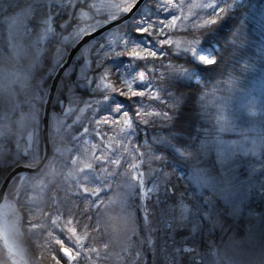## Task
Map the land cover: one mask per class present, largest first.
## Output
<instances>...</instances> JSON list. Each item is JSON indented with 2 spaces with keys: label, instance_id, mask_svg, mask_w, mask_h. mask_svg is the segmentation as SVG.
<instances>
[{
  "label": "snow or ice",
  "instance_id": "obj_1",
  "mask_svg": "<svg viewBox=\"0 0 264 264\" xmlns=\"http://www.w3.org/2000/svg\"><path fill=\"white\" fill-rule=\"evenodd\" d=\"M140 3L0 0V197L4 201L0 204V264H43L49 255L55 264H148L145 244L152 249L151 264H193L195 257L185 254L200 253L195 246L181 244L196 245L197 236H211L217 226L225 231L221 221L229 208L237 216L249 207L246 200L254 197L252 177L242 180L234 165L240 164L241 154L251 155L262 160L264 170V119L259 129L249 125L239 132L242 139L230 144L217 135L212 142L198 146L202 132L211 135L212 130L201 126L192 130L206 117L197 101H203L210 85L215 92L226 83L229 93L238 94L219 98L214 125L219 132H235L239 112L255 117L259 111L264 117V105L258 106L251 92L236 88L238 74L254 67L245 60V28L242 31L236 23L226 39L223 32L215 30L233 8L247 6L237 0H154L158 15L133 21L138 25L133 31L142 43L123 36L96 40L98 34L117 28L123 17L132 19ZM260 22L264 25V12ZM176 33L181 38L177 39ZM86 36L93 39L68 68L73 74L78 68L85 73L87 62L80 65L85 60L84 49H88L95 53L93 74L72 79L65 69L68 51ZM52 43L60 45L58 59L47 76L34 84V70L44 62L41 49ZM260 58L264 59V48ZM61 69L65 74L59 77L53 96L49 81L56 79ZM261 82L264 84V76ZM66 93L70 104L78 95L102 97L84 101L92 111L87 125L79 116L67 124L75 109L64 108ZM236 99L243 102L233 111L230 106ZM153 102L158 103L152 106ZM49 103L54 110L59 105L63 114L52 130L42 127L41 108ZM101 105L105 106L103 115L97 111ZM225 111L230 115H223ZM157 124L153 139L139 143L140 126ZM60 128L75 129L67 145L59 137ZM213 150L215 161L202 159ZM145 164L148 170L141 171ZM250 165L251 161H244L242 166L247 169ZM169 168L173 171L166 170ZM180 169L185 171L179 179L189 186L195 184L199 193L193 190L188 196L187 188L182 192L171 184L169 177ZM137 194L144 213L143 229L130 211L129 201ZM152 194L155 223L168 224L160 248L141 237L142 231H157L149 221L147 202ZM220 200L227 206L221 208ZM259 200V206H264V182ZM181 230L196 235L177 240ZM227 230L233 229L229 226ZM41 240L43 245L38 243ZM29 241L46 252L39 257L30 254L24 247ZM207 248L220 249L214 253L219 264H264V219L243 238L235 239L234 233L228 244L213 242ZM196 264L217 261L201 256Z\"/></svg>",
  "mask_w": 264,
  "mask_h": 264
},
{
  "label": "trees",
  "instance_id": "obj_2",
  "mask_svg": "<svg viewBox=\"0 0 264 264\" xmlns=\"http://www.w3.org/2000/svg\"><path fill=\"white\" fill-rule=\"evenodd\" d=\"M147 3H154V0H147ZM240 4H244L247 6L246 9L244 8H233L230 11V14L223 20L220 22V24H218L216 26L215 30H219L221 32H223L225 34V39L227 38L228 34L231 32L232 27L236 24L239 23L242 27L241 30L243 31L245 28V48H246V56H245V60L254 65V62L257 59H260V49L263 48L262 45H264V25H261L260 19H261V13L264 12V0H242L240 2ZM153 9V8H151ZM151 11L152 15H149V18L158 14H153V11ZM149 11V12H150ZM243 16V19H242ZM134 21H128L129 23H127L128 25L132 24ZM245 21H247V25H245ZM125 25V24H124ZM124 25H121L122 27ZM127 25V26H128ZM126 27V26H125ZM119 27H117L116 29H112L111 31H109L108 33L102 35L101 37H99V39H97V41L103 42L106 38L112 37V36H123V37H127L129 39H134L137 42H143L142 38L135 35L136 33L133 31V29H130L129 27L125 30L122 31L123 34H121ZM131 33H133L131 36H129ZM213 33H209V35H212ZM216 46L214 45L213 48H215ZM47 47H45L46 49ZM50 50V49H48ZM45 50V56H44V65H47V69L49 67H51L49 58L50 56H48L49 51ZM203 51L205 52H212L213 49H203ZM94 52L91 53V62H92V69L95 67L94 64V59L95 57L93 56ZM227 55V50H225V56ZM244 61H241V65H243ZM200 67H203L202 65ZM50 69V68H49ZM48 69V70H49ZM92 69H89L88 72L86 73L87 75L91 76L92 73ZM46 70V69H45ZM254 68H252L251 70L248 71H244V72H240L239 75V79L237 81L236 84V88H244L247 91H250L251 88L253 87H257L260 84L258 82H256L258 80V75L255 74L256 72H254ZM73 77V75L71 76V78ZM37 80H34V84L36 83ZM221 87V91H215L212 89L211 85L209 86L208 89H206L207 95L206 97L203 99V101H197L198 106L203 107V112L206 114V117L203 119H199L198 120V125H193L192 126V130L195 132L196 127L197 126H201L204 129H208V130H212V134L208 135L206 132H202L201 135V140L197 142L198 146L201 142H212V140H214L216 138L217 135H219V138L223 136L222 134L218 133V128L214 129V125H216V120H217V114H218V108L217 105L219 98L222 96H226V95H231L227 89L229 87L228 84H223L220 86ZM262 87L264 89V84H262ZM66 95V94H65ZM88 95H78L76 97H72V103L71 105L74 107L75 111H77V109L81 108L82 105H84V101L86 98H88ZM94 97V101L95 100H100L102 99V97H100L99 95L96 96H92ZM121 100H124L125 98H120ZM136 100H139L140 98L137 97L135 98ZM65 103L68 102L67 97L65 96ZM126 103H128V101L125 100ZM145 102L147 103V100L145 98ZM158 102H153L152 106H156ZM257 105H264V91L262 93V96L259 98V102H257ZM58 107V106H57ZM56 107L55 110H58V108ZM104 105H101L99 109H97V111L100 112L101 115L104 114V111L102 109H104ZM247 111H245L244 113H246ZM243 113V114H244ZM134 114V113H133ZM92 116V111L90 109H87L86 112H84L83 115L80 116V120L82 121V123H88V119ZM244 117H246L248 119L247 126L252 125L254 127H256L257 129H259L260 127V122L262 119H264V117H262V114L257 111V115L255 117H250L249 115L246 116L244 114ZM98 118V117H97ZM181 123H184V118H182ZM79 127V126H77ZM159 125H155V126H144L141 125L140 126V130L138 132V139H139V143L143 144L145 140H148L149 142L153 139V136L156 134L155 133V128H158ZM105 130H108V126H104ZM80 131H81V127H80ZM69 134H76L75 129H67V131H65V129L62 130L61 132V137H63L65 139V145H67V139L69 138ZM249 135H253V133H249ZM227 138H233L231 137V135H226ZM220 138V139H221ZM241 138L240 135L236 136V139ZM232 141V139L230 140V142ZM229 142V143H230ZM216 152L215 150H213L212 152H210L207 156L202 157V159L204 160H208L211 159L213 161L216 160ZM244 161H251V165L246 169L243 165ZM261 162L262 160L260 158L257 157H252L251 155L247 156V157H243L241 155V162L238 165H235V167H237L239 169V171L242 173V175L240 176V178L242 180H248L249 175H251L252 177V185H251V189L252 192L254 193V197H249L248 200H246V203H249V207H245L241 209V213L237 216H233L230 212H228L227 214L224 215V217L222 218V224L224 229H226L227 233L230 236H233L235 233V239L238 238H243L244 235L246 234V232H248L249 230H251L252 226H254L257 222H258V217L255 216L256 212H259L263 206H259L260 205V200H259V193H260V184L262 182H264V175H262V170L261 169ZM218 163L216 165V169L217 172H219V168L217 167ZM255 168L256 171L252 172L251 168ZM169 172H172V169H166ZM184 169H180L177 170L175 172L174 175L170 176L169 179L171 180V184L172 185H177L179 188V191H185V189L187 188V192L186 195L190 196L191 193L193 192V190H195L197 193H199L200 191L194 189V187L191 185H188V182L186 180H182L179 179L180 176H182L184 174ZM169 187H171V185H169ZM254 199V202H251ZM148 202L155 203V199L149 198ZM223 200L219 201L220 207H226L227 205ZM154 205V204H153ZM229 210H231L229 208ZM154 209L151 206L150 207V211H149V217H152V213H153ZM157 215L159 213V208L157 207L155 209ZM138 215V214H137ZM140 216V215H138ZM150 222H152L153 224V228L157 229V231L152 232L149 235V239L152 240L153 245L156 248H160L162 247V245L164 244V235H165V230L168 228V224L165 223L163 225L160 224H156L154 219H150ZM229 226L232 227L233 230H227L229 228ZM140 228H143L142 226ZM218 226L212 230V235L211 236H204L203 239H201V237L197 236V243L196 245H193L192 243H183L181 244L182 246H188V247H196V251L198 253H200V255H196L195 253H193L192 255H189L188 253H186L185 255L190 256V257H195V259L197 260L198 258H201V256H205V255H210L209 254V249L207 248V243L210 239H216L218 238V236H222L225 235V231H221V228H218L220 230L217 229ZM209 229L211 230V224L209 225ZM182 235H177L176 239L180 240L182 238V236L184 237H191L192 235H196L195 233H190L186 230H181ZM219 233V234H218ZM141 237L144 238V235L141 233ZM144 240H146V238H144ZM38 243H41V245H43L45 243V241L41 240ZM168 243L170 244L171 241H168ZM28 245V249L30 251L31 254L39 257L41 255V253H39V248L36 247V244L32 243L31 241H29ZM56 250H58L59 246L55 245L54 246ZM144 247L147 249V253L145 256V259L147 260L148 264H151V256H152V249H148L147 244L144 245ZM42 252V251H41ZM46 252V249L45 251ZM43 263L45 264H55L54 261L51 260L50 255L47 256V259H45L43 261Z\"/></svg>",
  "mask_w": 264,
  "mask_h": 264
},
{
  "label": "rangeland",
  "instance_id": "obj_3",
  "mask_svg": "<svg viewBox=\"0 0 264 264\" xmlns=\"http://www.w3.org/2000/svg\"><path fill=\"white\" fill-rule=\"evenodd\" d=\"M242 0H237V3H240ZM96 2L97 3H99V2H101V0H96ZM188 2H191V0H188ZM232 2V0H229V3H231ZM151 8H153V9H151ZM150 10H152L153 11V14L155 15V14H158V11H157V9L155 8V6H154V3H147V0H143L141 3H140V5H139V7H138V10H137V14H135L136 15V17H134V20L135 19H138V18H149V15H152L151 14V11ZM150 11V12H149ZM132 20H133V18H132ZM131 21V20H130ZM84 23H85V21L82 19V21H81V26H84ZM127 23H129V22H127ZM125 24L123 27L122 26H119V29H120V32H121V34H123V32L122 31H125L128 27L130 28V29H133L134 27H136V26H138V25H135L134 23H132V24H130V25H128V24ZM128 25V26H127ZM126 26V27H125ZM116 29V28H115ZM118 29V30H119ZM66 35H70L71 33L69 32V33H65ZM133 33H131L129 36H131ZM134 35V34H133ZM136 35V34H135ZM176 38L177 39H179V38H181V34L180 33H176ZM263 41H264V39H263ZM69 44H70V41L68 42ZM263 46V48H264V45H262ZM47 48L45 49V47L44 48H42L41 49V52H42V54H43V56H45V50L47 51L48 49H50V50H48L49 51V54H48V56H50V58H49V60L48 61H50V64L52 65V63L54 62V60L55 59H58V56H57V52H56V49H57V47H60V45H58V44H56V43H52V44H48L47 46H46ZM203 50V49H202ZM77 56V55H76ZM94 57H95V53H94V55H93ZM76 58V57H75ZM74 58V59H75ZM84 58H85V60L84 61H82L81 62V67H84L85 66V62H87V67L85 68V73H81L80 72V70H79V68L77 69V71L73 74V73H71V71H70V69L69 68H67L68 69V71H69V75L70 76H72L73 75V77H72V79H77L78 77L79 78H81L82 79V77H83V75L84 74H86L87 72H88V70L89 69H92V62H91V53L89 52V50L88 49H84ZM72 63V62H71ZM71 63H70V65H71ZM164 63H167V60H165L164 61ZM254 67V72H256L255 74H257L258 75V80L256 81V82H258L260 85L259 86H257V87H253V88H251L250 89V91L249 92H251L255 97H256V101L257 102H259V98L262 96V93H263V91H264V89H263V87H262V82H261V76H264V59H257L255 62H254V65H253ZM50 68V67H49ZM48 68V69H49ZM46 69V70H45ZM48 69H47V65H44V62H43V64L42 65H38L37 66V68L34 70V76H35V79L34 80H37V84L38 83H40V80H41V78L42 77H46L47 76V72H48ZM160 71H163V69H160ZM64 74H65V72H64ZM63 74V75H64ZM62 75V76H63ZM34 82V81H33ZM59 83V82H58ZM231 95H238V94H232V93H230ZM55 96V95H54ZM66 97H67V99H68V101H69V97H68V94L66 93V95H65ZM226 96H229V95H226ZM20 99L21 100H23V96H21L20 97ZM72 99V98H71ZM83 101H90V102H94V97H92V96H89L88 98H86L85 100H83ZM243 101L242 100H238V99H236V100H234L233 101V103L231 104V108H232V110L233 111H235L238 107H239V104L240 103H242ZM219 104H220V100L218 101V104H216L217 105V108L219 109ZM69 107H71V108H73L74 109V107L70 104V103H68V102H66L65 103V101H64V108H69ZM58 110H54L53 109V107H51V112H49L50 113V116H49V130H52L53 129V127H54V124H55V120L56 119H61V120H63V114H62V110H61V108H60V106L58 105ZM81 108H83L84 109V111L83 112H80L79 111V109H81ZM81 108H79V109H77V111H75V114L74 115H72L71 116V118L70 119H68L67 120V124H72V122H73V120H75L76 118H77V116H79V118H80V116L81 115H83L84 114V112H86V110L88 109V108H86L85 107V103H84V105H82L81 106ZM25 110H27V107L25 106ZM41 111H42V108H41ZM245 111H242V112H239V113H237L239 116H240V119L239 120H237L236 121V123H237V125H238V127H237V130L235 131V132H231V131H224V132H219L218 131V133L219 134H222L223 133V136H222V138H221V140H223L224 142H225V144H230L231 142H233V141H240L241 139H242V137L241 138H239V139H236V136H238L239 135V132L241 131V130H244V129H246L248 126H247V124H244V123H247L248 122V119L246 118V117H244V114L246 115V116H248V113L246 112V113H244ZM244 113V114H243ZM223 115H230L229 114V112H227V111H225V112H223L222 113ZM218 115V114H217ZM84 125H87L86 123H84ZM64 128H60V130H59V137H61V132H62V130H63ZM83 129H82V127H81V131H82ZM226 135H231V137H233V138H227V136ZM250 136V135H249ZM94 139V138H93ZM232 139V141L230 142V140ZM230 142V143H229ZM250 146V145H249ZM14 147V146H13ZM51 151H52V146L51 145H49V153H51ZM242 155V154H241ZM216 157V159H217V156H215ZM125 167H127V165H125ZM153 167H157V165H155V164H153ZM218 168H219V170H220V165L218 164V166H217ZM234 167H235V165H234ZM148 170V167H147V164H145L144 165V167L141 169V171H147ZM121 171H123V169H121ZM147 186L148 187H151V183L149 182L148 184H147ZM192 186L194 187V189H196V190H198V191H200L201 189H199V188H197V186L195 185V184H192ZM62 195V194H61ZM108 195L109 196H111L112 195V193L111 192H109L108 193ZM153 197V199H155V194H152L149 198H152ZM224 201V200H223ZM3 198H2V200L0 201V204H3ZM10 203H14V202H11L10 201ZM129 203L131 204V208H130V211H132V212H134L135 213V215H136V217H137V221H138V228L139 229H143V228H140L141 226L143 227V223H144V213H143V211L142 210H140L139 209V206H140V204H141V201H140V199H139V196H138V194L137 195H134L133 197H132V199L129 201ZM148 203V205H149V211H150V207L154 204V202H152V203H150V202H147ZM222 203H225V201L224 202H222ZM229 212L231 213V210H229ZM140 215V216H138V215ZM255 216H257L258 217V222L254 225V226H252V228H251V230L252 229H254L255 227H258L259 226V223H260V221H261V219H264V206H263V208L259 211V212H256L255 213ZM150 219H154V216H152V217H149V220ZM166 223V222H165ZM165 223H163V224H165ZM163 224H160V225H163ZM218 228H220L219 226H218ZM217 228V229H218ZM219 230V229H218ZM143 235H144V238H146V240H148L149 239V233L148 232H145V231H142L141 232ZM219 233H220V230H219ZM218 233V234H219ZM247 233V232H246ZM216 234V233H215ZM215 234H212V235H215ZM205 236L207 237L208 235L207 234H205ZM230 237H232V236H230L228 233H227V231L225 230V235H222V236H218V238H216V239H210L209 241H208V243H207V245L208 244H210V243H215V244H217V245H221V246H223V245H225V244H228L229 243V238ZM143 238V239H144ZM239 239H241V238H238L237 240H239ZM136 242L134 241V244H135ZM41 244V243H40ZM24 247L25 248H27L28 249V245L27 244H25L24 245ZM182 247H185V248H188V246H182ZM40 250H39V253H42V252H44L45 251V249L43 248V247H41V248H39ZM29 250V249H28ZM151 250V249H150ZM42 251V252H41ZM217 251H220V249H216V248H213V249H211L210 251H209V254L210 255H205V256H203L205 259H209V258H211L212 260H216L217 261V264H219V262H218V258L214 255V253L215 252H217ZM29 253H30V251H29ZM31 254V253H30ZM189 255H192L193 253H188ZM62 255V254H61ZM133 255H134V253H133ZM190 257V256H189ZM200 260V258H198L197 260L196 259H194L193 260V264H196V261H199ZM151 261H152V256H151ZM43 264H45V263H43Z\"/></svg>",
  "mask_w": 264,
  "mask_h": 264
},
{
  "label": "water",
  "instance_id": "obj_4",
  "mask_svg": "<svg viewBox=\"0 0 264 264\" xmlns=\"http://www.w3.org/2000/svg\"><path fill=\"white\" fill-rule=\"evenodd\" d=\"M143 0H141V2H142ZM136 12V11H135ZM134 12V13H135ZM134 15V14H133ZM129 20V18L128 17H123L122 18V22L121 23H119V25L120 24H122V23H124V22H126V21H128ZM105 33V32H104ZM103 33V34H104ZM101 35L100 34H98L97 35V37H96V39H98V37H100ZM93 39V37H91V36H86V37H84L83 38V40L78 44V45H76L75 47H71L70 48V50H69V52H68V61H67V64L65 65V69H67L68 68V66L70 65V63L73 61V59H74V57L77 55V53L82 49V47L86 44V43H88L90 40H92ZM64 69H61L60 70V72L57 74V76H56V79H54V80H52V81H49L50 82V84H52L53 85V87H52V89H51V92H52V95L54 96L55 95V85L59 82V77L60 76H62L63 74H64ZM51 107H52V105H51V103H49V104H47V105H45V106H43V109H42V115H43V117H44V119H43V122H42V127H44V126H47V128H49V116H50V113L49 112H51ZM66 109V108H65ZM45 135H47V131L45 132ZM2 200V197H0V201Z\"/></svg>",
  "mask_w": 264,
  "mask_h": 264
}]
</instances>
